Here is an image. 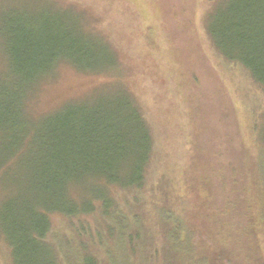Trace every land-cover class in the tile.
<instances>
[{
	"label": "trees",
	"instance_id": "trees-1",
	"mask_svg": "<svg viewBox=\"0 0 264 264\" xmlns=\"http://www.w3.org/2000/svg\"><path fill=\"white\" fill-rule=\"evenodd\" d=\"M209 1L206 31L216 51L264 90V0ZM54 8L9 18L1 38L0 174L13 191L0 203V240L11 264H263L252 253L240 259L247 234L239 222L216 215L220 241L210 251L194 239L183 209L154 205L148 226L133 210L141 208L137 195L152 149L129 93L123 101L88 97L42 115L31 111L36 91L59 65L97 72L113 62L79 14ZM260 173L259 206L249 204L245 218L255 237L264 223V163ZM53 216L67 220L68 240L55 239Z\"/></svg>",
	"mask_w": 264,
	"mask_h": 264
},
{
	"label": "rangeland",
	"instance_id": "rangeland-1",
	"mask_svg": "<svg viewBox=\"0 0 264 264\" xmlns=\"http://www.w3.org/2000/svg\"><path fill=\"white\" fill-rule=\"evenodd\" d=\"M53 5L79 14L85 30L109 46L113 62L97 72L59 65L36 91L31 111L42 115L88 97L123 101L129 93L152 149L146 186L137 195L141 208L133 210L148 226L156 205L183 209L194 239L210 251L212 241H220L214 217L239 222L247 234L238 245L240 259L252 253L264 264V223L257 224L255 237L245 221L249 204L257 208L262 196L264 90L216 51L206 31L211 2L0 0V75L8 19L48 15ZM9 180L5 184L0 174V203L13 191ZM51 222L55 239L68 240L67 220L53 216ZM0 264H11L1 240Z\"/></svg>",
	"mask_w": 264,
	"mask_h": 264
}]
</instances>
